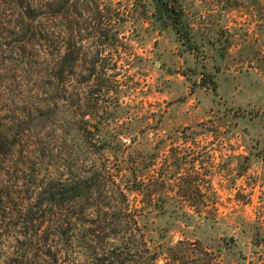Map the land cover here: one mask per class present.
I'll return each mask as SVG.
<instances>
[{"label":"rangeland","instance_id":"374dc122","mask_svg":"<svg viewBox=\"0 0 264 264\" xmlns=\"http://www.w3.org/2000/svg\"><path fill=\"white\" fill-rule=\"evenodd\" d=\"M32 1L0 0V264H264V0H179V32L155 0H70L63 94L21 35ZM79 182L73 207L40 195Z\"/></svg>","mask_w":264,"mask_h":264},{"label":"trees","instance_id":"16d2710c","mask_svg":"<svg viewBox=\"0 0 264 264\" xmlns=\"http://www.w3.org/2000/svg\"><path fill=\"white\" fill-rule=\"evenodd\" d=\"M69 1L70 0L32 1L29 3L28 8L24 13L26 23H23V26L20 27L21 35L30 38V43L36 50V53H39V56L47 65L51 80L50 84L57 90L61 91V94L65 92L64 87L67 86L66 79L69 76L67 68L70 63H75L79 60V53H74L76 44L74 48L68 49L72 51L67 52V28L62 19L64 18L65 9ZM178 3L179 0H155V11L159 18L166 21L176 32H179L182 29L186 31L188 28L187 23L183 13L180 11L179 7H177ZM184 38H186L188 42H191L190 37L184 36ZM191 50L194 51L193 48ZM97 62L98 61L93 62V69L85 79V84L94 81L98 83L99 81H104L103 77H101V73L96 69ZM91 94H93V92H91ZM60 96L61 101H66L63 95ZM91 97L92 99L94 98L93 95H91ZM80 101L81 100L79 99L78 102ZM77 106L80 107V104H77ZM90 106H92V113H80L76 116L75 120L78 125V131L83 139L89 144H94V142L92 143L96 138L94 137V133L102 132L104 128L99 120L100 112H98V109H94L97 106L92 104V101H90ZM87 116H90V119H87ZM92 130L93 132H91ZM99 136V138L102 139V142L103 139H106L101 135ZM130 173L132 176H135L134 170H130ZM87 185L86 182H79L75 184V186L59 184L57 187L48 188V191L43 189L44 192L40 193V195L49 196L51 202L60 206L61 209L70 208L81 202L83 186L88 194L92 195V185ZM79 192L80 196L78 195ZM131 192L141 191L136 188L131 190ZM113 236L116 235L114 234ZM116 238L117 237H115L114 240H117ZM119 251L120 247L113 244L111 247L97 255L98 257H96L93 264H125L121 260L123 254Z\"/></svg>","mask_w":264,"mask_h":264}]
</instances>
